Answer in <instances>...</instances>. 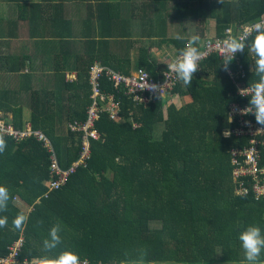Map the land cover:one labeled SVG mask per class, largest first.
Instances as JSON below:
<instances>
[{"label":"trees","instance_id":"16d2710c","mask_svg":"<svg viewBox=\"0 0 264 264\" xmlns=\"http://www.w3.org/2000/svg\"><path fill=\"white\" fill-rule=\"evenodd\" d=\"M218 4L176 0V10L201 24L214 20L217 38L224 37L228 24L254 22L264 14V0H239L238 5L228 1L220 13ZM108 35L114 37V32ZM189 40L160 42L172 44L179 55ZM149 53L148 46L137 47L132 69H144L157 81L168 63H155ZM237 59L229 66L236 73L233 79L217 56L200 61L191 85L180 81L171 93L179 97L181 107L168 106L165 117L167 99L137 104L102 79L101 91L114 98L118 116L110 120L108 113L100 114L94 124L100 138L90 141L86 167H79L59 189L48 191L46 186L55 179L41 142L0 135L7 144L0 153V185L11 197L7 210L0 212L8 221L0 228V257L22 238L18 264L24 259L55 264L64 252L76 255L79 264H132L130 258L142 247L148 250L150 264H241L244 254L238 234L252 224L264 231V198L237 196L231 177L230 150L248 143L234 134L223 135L235 127L228 122V107L244 105L246 100L237 91L256 79L247 48ZM95 61L124 77L131 72L128 55L85 53L79 56L83 67L77 83L29 96V123L48 138L62 170L79 157L82 133L72 132L69 125L86 120L91 94L88 70ZM239 65L246 72L244 79ZM12 112L14 127L23 129L22 110ZM156 124L163 125L159 140L152 137ZM20 213L28 220L16 229L12 222ZM57 223L61 244L46 251L43 241Z\"/></svg>","mask_w":264,"mask_h":264},{"label":"crops","instance_id":"0c3cea01","mask_svg":"<svg viewBox=\"0 0 264 264\" xmlns=\"http://www.w3.org/2000/svg\"><path fill=\"white\" fill-rule=\"evenodd\" d=\"M183 19L182 34L193 32L188 23L192 21L196 25L194 35L199 34L198 45L217 38L214 20L201 24L198 19L186 17L183 10H176V0H0L1 118L13 125L12 110L21 109L23 127L30 124L29 96L34 91L58 92L64 83H77L83 67L79 56L85 53L128 55V77L136 71L132 68L139 46H148L155 63H171L177 57L176 48L170 43L154 44L148 40L175 39L173 31H180L178 22ZM211 22L212 36H208L206 25ZM240 24L232 22L226 28L235 30ZM110 32H114V37L109 38ZM94 65L107 67L95 61L88 76ZM167 100L171 106L182 105L177 95Z\"/></svg>","mask_w":264,"mask_h":264},{"label":"built area","instance_id":"2783aa9c","mask_svg":"<svg viewBox=\"0 0 264 264\" xmlns=\"http://www.w3.org/2000/svg\"><path fill=\"white\" fill-rule=\"evenodd\" d=\"M261 17H264V14ZM258 21L259 19L254 22L237 25L235 30L228 27L224 31V37L206 39L202 45L197 44L196 46L204 54L200 61L208 58L210 55H215L218 59H221L224 41L229 37H241L245 28H250ZM188 42L186 41L185 44ZM239 54L241 53H238L234 60H238ZM242 70L243 68L239 67L238 73L240 74V78L244 79V71L242 72ZM228 74L233 79L236 73L228 70ZM102 79L107 80L114 90H122L125 95L132 98L133 102L144 105L154 100L159 101L161 99L172 98L174 95H171V93H173L174 88L180 82L168 69L163 71L159 80L154 81L141 68L137 69L132 76L124 77L122 74L107 67L99 65L91 67L88 76L91 91L90 105L86 110V120L82 123H72L69 125L72 132L82 133L79 157L66 170L60 169L50 141L43 133L34 131L30 124H26L21 130H17L0 116V135L11 137L16 141L35 138L47 149L50 158V174L55 179L46 183L48 191L59 189L67 183L68 179L77 172L79 167H86L90 157V141L100 138V135L94 128V124L99 119L100 114L102 112L108 113L110 120H114L118 116V104L114 98L106 96L101 91L100 83ZM149 84L160 86L158 89L159 96L154 90H143ZM237 94L245 99L246 103L244 105L233 103L228 107V122L235 123V127L223 132L225 137L234 134L238 138L247 139L248 143L247 146L230 150L231 177L234 183V191L237 196L253 194L256 199H261L264 198V128H262L264 126L258 125L253 115H242L240 113V109L248 107L250 98L241 96L240 89L237 91ZM21 243L22 238H19L10 247V253L5 257H0V264H18L17 253ZM22 264H29V262L24 259Z\"/></svg>","mask_w":264,"mask_h":264},{"label":"clouds","instance_id":"9594fccd","mask_svg":"<svg viewBox=\"0 0 264 264\" xmlns=\"http://www.w3.org/2000/svg\"><path fill=\"white\" fill-rule=\"evenodd\" d=\"M224 2L225 0H220V3L224 4ZM231 3L238 5L239 0H231ZM175 39L183 40L184 37L176 34ZM199 39L198 35H192L189 42L180 49L179 55L167 64L168 71L173 73L185 86L191 85L195 73L200 70L199 61L204 54L196 46ZM246 48L249 56L252 57L251 71L256 79L249 82L247 88L240 89V95L247 96L250 99L248 107L239 111L242 115H253L257 124L264 126V17H261L250 28H245L241 37H229L224 41L221 64L225 71L229 70V66L236 55L244 52ZM159 88V85L149 84L143 90H154L158 95ZM6 147L5 140L0 137V153H3ZM10 198L7 187L0 185V212L7 210ZM27 220L28 217L20 213L13 219L12 223L14 228L22 229ZM7 223V217L0 216V228L6 227ZM60 231L61 226L59 223L49 230L48 238L43 241V248L46 251L54 250L61 244ZM238 240L244 254V260L241 264H264V260L261 259V255L264 253V231L260 226L256 224L248 225L239 232ZM147 257L148 250L142 247L139 254L130 259L132 264H150ZM35 263L40 264V260L36 262L35 259H32L29 264ZM55 264H79V259L71 252H64L56 259Z\"/></svg>","mask_w":264,"mask_h":264},{"label":"rangeland","instance_id":"374dc122","mask_svg":"<svg viewBox=\"0 0 264 264\" xmlns=\"http://www.w3.org/2000/svg\"><path fill=\"white\" fill-rule=\"evenodd\" d=\"M208 1H210V2H219L220 3V0H208ZM231 2V0H225V2ZM224 2V3H225ZM222 4L223 3H220V4H218L216 7H217V9H218V12L220 13V12H222V10H221V6H222ZM164 11H166V10H164ZM168 12L170 13V15H172L173 14V10L170 8L169 10H168ZM170 20L171 19H173V17L172 16H170V18H169ZM169 23H171V21L169 22ZM188 23H190V24H192V26H193V32H188L185 36H184V34H182L183 32H181V28H182V26L184 27V24H185V19H183V20H179V22H178V26H179V32H175V31H173V36H176V34H180L181 36H183V37H189V38H191V36L192 35H194V32H195V27H196V25L194 26V23L192 22V21H188ZM209 27H213V23L211 22V23H209L208 25H206V33H207V35L208 36H212V34L209 32ZM198 33H199V31H197ZM197 33V34H198ZM211 34V35H210ZM199 35V34H198ZM204 35H205V33H204ZM172 36V37H173ZM160 39L161 38H157L156 40L154 39V41H156L155 43H157V42H159V43H161L160 42ZM149 42L150 41H152L151 39L150 40H148ZM125 51H127L128 53L130 52L129 50H125ZM168 106H171V105H169V104H165V106H164V108H163V114H164V117L166 116V108L168 107ZM162 130H163V125L162 124H156L155 125V127H154V130H153V139L154 140H159L160 138H161V132H162ZM150 226H152V225H150ZM156 226V225H155ZM40 264H44V260H40Z\"/></svg>","mask_w":264,"mask_h":264}]
</instances>
